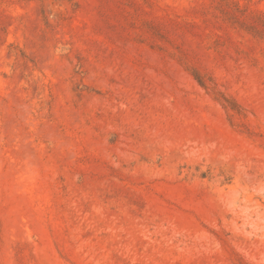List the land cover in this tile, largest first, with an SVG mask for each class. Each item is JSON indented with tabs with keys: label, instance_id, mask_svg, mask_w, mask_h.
Here are the masks:
<instances>
[{
	"label": "rangeland",
	"instance_id": "rangeland-1",
	"mask_svg": "<svg viewBox=\"0 0 264 264\" xmlns=\"http://www.w3.org/2000/svg\"><path fill=\"white\" fill-rule=\"evenodd\" d=\"M0 264H264V0H0Z\"/></svg>",
	"mask_w": 264,
	"mask_h": 264
}]
</instances>
